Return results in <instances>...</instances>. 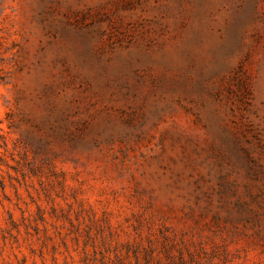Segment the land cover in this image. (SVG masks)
<instances>
[{
  "label": "rangeland",
  "instance_id": "rangeland-1",
  "mask_svg": "<svg viewBox=\"0 0 264 264\" xmlns=\"http://www.w3.org/2000/svg\"><path fill=\"white\" fill-rule=\"evenodd\" d=\"M0 264H264V0H0Z\"/></svg>",
  "mask_w": 264,
  "mask_h": 264
}]
</instances>
